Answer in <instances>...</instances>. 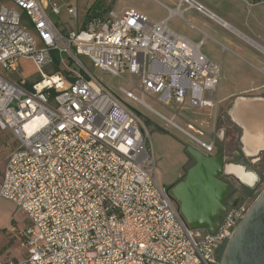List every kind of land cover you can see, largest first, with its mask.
Here are the masks:
<instances>
[{"label":"built area","instance_id":"obj_1","mask_svg":"<svg viewBox=\"0 0 264 264\" xmlns=\"http://www.w3.org/2000/svg\"><path fill=\"white\" fill-rule=\"evenodd\" d=\"M182 7L206 12L195 0H178ZM63 8L78 20L76 6L57 0H0V130L17 141L0 197L29 220L26 257L0 264H220L250 206L231 209L216 233L192 228L158 173L143 116L81 56L114 76H132L122 94L205 154L214 152L215 136L190 121L181 127L147 99L184 120L181 112L217 108L221 67L166 21L153 23L139 10L113 8L88 20L86 13L78 29L64 31L52 18ZM22 59L39 75L30 84L8 77Z\"/></svg>","mask_w":264,"mask_h":264},{"label":"crops","instance_id":"obj_2","mask_svg":"<svg viewBox=\"0 0 264 264\" xmlns=\"http://www.w3.org/2000/svg\"><path fill=\"white\" fill-rule=\"evenodd\" d=\"M60 1L62 3L57 0L59 4H67L65 0ZM195 1L201 4L206 12L184 7L179 10L178 0L108 2L112 4L109 9L114 8L117 11L136 9L143 12L153 23L166 21L174 32L197 44L206 58L221 67L222 82L219 96L224 103L237 96L261 90L264 87V0ZM105 9L108 10L106 7ZM26 64L32 65L33 72L37 73L32 60L22 59L21 68L8 74V77L13 81L24 79L29 84L35 81H32L31 74L25 71ZM15 73L19 75L14 76ZM5 132L7 131L0 130L2 146L4 144L7 146L2 140ZM8 134L11 135V132L8 131ZM9 148V151L0 157L4 162L12 150V147ZM5 164L0 167V179ZM28 224L29 220L25 213L18 210L15 205L12 212L5 214L4 221L0 222V261H21L26 257L27 248L23 245V231Z\"/></svg>","mask_w":264,"mask_h":264},{"label":"water","instance_id":"obj_3","mask_svg":"<svg viewBox=\"0 0 264 264\" xmlns=\"http://www.w3.org/2000/svg\"><path fill=\"white\" fill-rule=\"evenodd\" d=\"M229 115L243 129L244 156H257L264 147L252 154L247 153L246 123L254 127L252 134L256 136L252 137L259 141L260 133L264 134V97L237 96ZM187 150L195 164L188 169L183 180L170 187L172 197L192 228L216 233L222 214L239 206V202L227 201L230 186L221 179L225 173L242 180L236 172L228 171L229 166L239 164L225 163L222 151L206 155L192 145H187ZM244 170L247 171L245 167ZM220 264H264V190L228 239Z\"/></svg>","mask_w":264,"mask_h":264},{"label":"rangeland","instance_id":"obj_4","mask_svg":"<svg viewBox=\"0 0 264 264\" xmlns=\"http://www.w3.org/2000/svg\"><path fill=\"white\" fill-rule=\"evenodd\" d=\"M62 3L60 0H58ZM67 4H72L76 6L79 10L78 20H74L67 13L66 9L63 8L60 16L52 15L53 20L56 22L57 26L61 29L63 27L64 31H68L69 29H78L81 22L84 20L86 11L89 6L93 5L96 0H65ZM104 3V7L110 8L112 5L109 0H101ZM108 6V7H107ZM107 9H105L106 12ZM151 20V19H150ZM82 62L85 66L91 71V73L97 78L101 79L104 84H106L114 93L125 98L127 102L139 113L141 116L145 118L146 125L149 131L150 136L147 138V146L153 152V157L155 160V164L157 166L158 173L163 177L164 182L169 187L175 185L179 180H181L187 173V170L194 165V163H190L183 169V164L186 161V157L183 154V149L187 147V145H192L193 147L200 148L199 145L192 139H190L186 134L180 131L178 128H175L170 123H168L161 116L150 110L149 108L143 106L137 101L127 99L122 92L120 91L121 87H125L127 89H132L134 84V79L129 74L122 73L120 76H114L108 71L102 70L100 68L94 67L89 58L85 56H81ZM25 71L30 75V79L33 81L39 77L38 73L33 72V67L30 64H26ZM19 74H14L17 76ZM133 92L140 96V92L138 90H133ZM223 95V90L221 92V96ZM147 101L155 108L159 113L164 116L172 119L175 123L180 125L183 128H187V121L195 123L198 127L203 128L209 136H215L217 139V135L220 133V127L223 125L222 123V115L226 116L227 125L230 124L229 119V110L232 106V102H223L217 108L214 109H205L203 111H186L181 112V116H183L186 120L175 116L167 107L155 102L154 100L148 98ZM216 122V129H214V125ZM2 140L6 142V145H1L0 141V157L2 154L9 151V147H12V150L16 148L17 141L14 136L9 135L8 131L5 132V135L2 136ZM202 139H206L205 137L199 136ZM182 146L184 148H182ZM221 147V146H220ZM239 148V147H238ZM11 150V151H12ZM10 151V152H11ZM238 151V150H237ZM8 153L5 162L3 159H0V167L4 166L7 158L10 154ZM4 162V163H3ZM1 177V171H0ZM253 189V194L246 196L244 203L247 206H251L260 196L262 191L264 190V180L257 185L256 187L250 188ZM14 209V204L4 198L0 197V222H3L5 219V214L12 212ZM16 209V208H15Z\"/></svg>","mask_w":264,"mask_h":264},{"label":"flooded vegetation","instance_id":"obj_5","mask_svg":"<svg viewBox=\"0 0 264 264\" xmlns=\"http://www.w3.org/2000/svg\"><path fill=\"white\" fill-rule=\"evenodd\" d=\"M247 96L264 97V87L259 91L249 92ZM235 98L230 100V102L233 103ZM225 117L226 116L222 115L223 125L220 127V133L217 135V139L215 137V150L212 154H216L217 152L222 151L224 152L225 163H235L242 165L246 168L247 171L253 172L256 175V179L253 184H249L248 182L239 180L229 174L224 173L221 176V179L230 186L227 201L233 200L234 202H239L240 205L244 202L246 196L253 194L254 190H251L250 188L260 185L262 180H264V149L261 150L257 156H244L242 142L243 129L231 118L230 115L228 116V121L230 122V124L227 125V120L225 119ZM184 147L182 146V148ZM200 151L203 152L202 150ZM183 154L186 157V161L183 164V169H185L186 166L190 163L195 164V160L188 152L187 147L183 149ZM185 176L181 180H183ZM181 180H179L178 182H180ZM224 215L225 214H222L220 221L224 217Z\"/></svg>","mask_w":264,"mask_h":264},{"label":"bare ground","instance_id":"obj_6","mask_svg":"<svg viewBox=\"0 0 264 264\" xmlns=\"http://www.w3.org/2000/svg\"><path fill=\"white\" fill-rule=\"evenodd\" d=\"M234 116L237 117L236 111H233ZM250 115V114H249ZM246 126L248 127V138H247V147H246V151L249 154H252L254 152H256L259 148L264 147V134L260 133V138L259 141L255 138H253L252 136H256L253 135V126H251L250 124L246 123ZM258 137V136H257ZM229 172H236L244 182H248L249 184H253L255 179H256V175L253 172L250 171H245L243 166H237V165H231L228 168Z\"/></svg>","mask_w":264,"mask_h":264},{"label":"trees","instance_id":"obj_7","mask_svg":"<svg viewBox=\"0 0 264 264\" xmlns=\"http://www.w3.org/2000/svg\"><path fill=\"white\" fill-rule=\"evenodd\" d=\"M104 3L101 0H96L93 5H91L88 9L86 20L94 17V16H102L105 13V7L103 8ZM56 58V69H59V56L54 54Z\"/></svg>","mask_w":264,"mask_h":264}]
</instances>
